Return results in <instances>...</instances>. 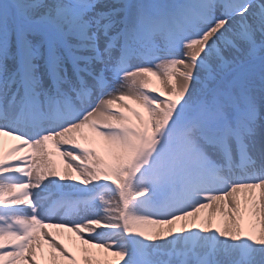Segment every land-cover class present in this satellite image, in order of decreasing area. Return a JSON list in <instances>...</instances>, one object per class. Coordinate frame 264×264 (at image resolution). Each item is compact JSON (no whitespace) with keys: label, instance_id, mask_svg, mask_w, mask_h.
<instances>
[{"label":"snow or ice","instance_id":"1","mask_svg":"<svg viewBox=\"0 0 264 264\" xmlns=\"http://www.w3.org/2000/svg\"><path fill=\"white\" fill-rule=\"evenodd\" d=\"M0 264H264V0H0Z\"/></svg>","mask_w":264,"mask_h":264}]
</instances>
